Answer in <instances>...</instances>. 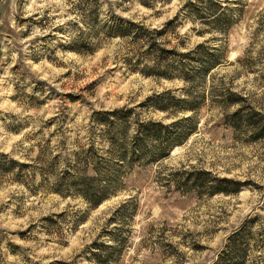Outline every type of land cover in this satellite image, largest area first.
I'll return each instance as SVG.
<instances>
[{"label":"rangeland","instance_id":"obj_1","mask_svg":"<svg viewBox=\"0 0 264 264\" xmlns=\"http://www.w3.org/2000/svg\"><path fill=\"white\" fill-rule=\"evenodd\" d=\"M143 1L0 0V264H98L109 253L107 264H224L232 237L243 264H264V0H220L234 15L222 32L190 17V0ZM126 22L166 31L171 50L215 48L218 66L192 82L147 77V48L115 34ZM229 90L253 124L231 126ZM161 95L194 108L145 106ZM121 111L124 161L99 118ZM149 121L180 135L164 159L132 154ZM98 171L106 199L94 206L73 181ZM223 180L245 187L211 194Z\"/></svg>","mask_w":264,"mask_h":264},{"label":"trees","instance_id":"obj_2","mask_svg":"<svg viewBox=\"0 0 264 264\" xmlns=\"http://www.w3.org/2000/svg\"><path fill=\"white\" fill-rule=\"evenodd\" d=\"M162 3H167L170 0H161ZM145 3V1L142 0ZM188 15L194 19L201 21L203 26L210 27L211 30L225 31L227 27H230L234 23L232 14L228 12L223 7L220 0H190L187 4ZM125 25H120L117 29V33L120 37H125L127 34L132 33V35L137 40V44L142 48H147L145 54L147 62L143 66L141 73L147 77H154L158 79L173 80L177 77L182 78L186 82H192L194 79L202 78L204 75H207L210 71L214 70L218 65L215 57V51L218 50L215 48H210L205 45H199L194 51L184 53L180 51L181 47L175 51L169 49L170 42H161L166 31L163 32H153L144 28L143 26H138L131 22L123 23ZM207 31L203 30L199 35L205 34ZM183 46V45H182ZM139 61H136L138 65ZM152 64V65H151ZM170 95V92L167 93ZM176 106L178 110L183 112L191 111L194 106L187 100L176 101L175 99L166 98L164 95L155 96L148 100V104L145 106L154 107L156 110L167 111L169 106L168 104ZM221 103L225 107H235L236 110L230 116L233 119L231 123L232 127L235 129L239 128L242 123H251L253 120L252 117L246 115L248 112L249 105L245 106L246 100L243 97H240L232 91H227L224 93ZM247 110V112H245ZM255 115H260L259 113L254 112ZM246 113V114H245ZM249 114V113H248ZM105 115L100 114V120H103L109 131L112 129L117 136L112 138L113 153L118 154L123 161L125 160V155L128 153L126 150V140L128 138V117L129 113L127 112H117L114 115ZM246 117V119H245ZM249 124V125H250ZM177 126V125H176ZM172 126H165L162 123H156L149 121L146 123H141L137 129L136 136L133 137L132 141L134 149L132 154H143L149 159H164L169 156L171 149L174 146L179 144L178 140L180 135H172L170 129ZM263 136V135H262ZM156 143L152 146V150L147 148V145ZM167 143L168 146L166 149H162V145ZM116 151V152H115ZM98 173H100L98 171ZM113 174V173H112ZM111 174V175H112ZM191 176H195L198 182H203L200 178V173H191ZM99 176L96 178L86 179L85 177L77 179L78 181H73L75 188L79 191L80 194L94 206L100 205L106 198L105 195L98 196L95 192L97 191L99 184ZM74 178H71V180ZM205 180V179H203ZM65 183V181H64ZM72 183V185H73ZM221 183H226V187H219V189L213 191L211 194H237L240 193L245 184L243 182L232 181V180H223ZM66 184V183H65ZM230 245L226 250L225 258L222 259L224 264H243L244 262V251L239 248L237 241L232 237L230 239ZM108 249H112L109 246ZM228 252V253H227ZM110 258V253L107 259H102L98 257V264H107L108 259Z\"/></svg>","mask_w":264,"mask_h":264}]
</instances>
